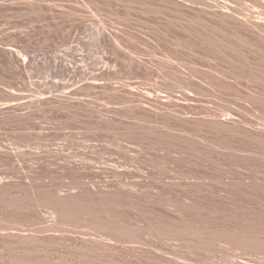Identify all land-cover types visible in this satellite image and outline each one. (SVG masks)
<instances>
[{
	"label": "rangeland",
	"instance_id": "374dc122",
	"mask_svg": "<svg viewBox=\"0 0 264 264\" xmlns=\"http://www.w3.org/2000/svg\"><path fill=\"white\" fill-rule=\"evenodd\" d=\"M0 264H264V0H0Z\"/></svg>",
	"mask_w": 264,
	"mask_h": 264
},
{
	"label": "bare ground",
	"instance_id": "6f19581e",
	"mask_svg": "<svg viewBox=\"0 0 264 264\" xmlns=\"http://www.w3.org/2000/svg\"><path fill=\"white\" fill-rule=\"evenodd\" d=\"M102 38V35L100 36V39Z\"/></svg>",
	"mask_w": 264,
	"mask_h": 264
}]
</instances>
